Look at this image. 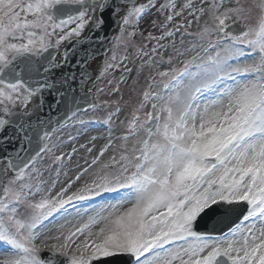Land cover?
<instances>
[{
    "label": "snow or ice",
    "instance_id": "1",
    "mask_svg": "<svg viewBox=\"0 0 264 264\" xmlns=\"http://www.w3.org/2000/svg\"><path fill=\"white\" fill-rule=\"evenodd\" d=\"M0 161V264H264V0H0Z\"/></svg>",
    "mask_w": 264,
    "mask_h": 264
},
{
    "label": "rangeland",
    "instance_id": "2",
    "mask_svg": "<svg viewBox=\"0 0 264 264\" xmlns=\"http://www.w3.org/2000/svg\"><path fill=\"white\" fill-rule=\"evenodd\" d=\"M192 30H193V31L195 30V26H193V29H192ZM112 34L114 35L115 32H112ZM111 47H112V44H111V42H110L108 48L110 49ZM108 54L111 55L110 52H109ZM104 60H105V55H103L102 57L99 58V61H98V63H97V65H98L97 70H98V69L100 70V67H101V65H102V63H103ZM129 66H131V64H130ZM98 74H99V72H98ZM98 74H97V75H98ZM97 75H96V76H97ZM116 75L118 76L119 73L117 72ZM95 81H96V79L92 80V82H95ZM92 82H91L90 84H88V85L86 86V88L92 86ZM98 83L106 84V80H105V81L98 82ZM30 104H31V103H30ZM30 104H29V105H30ZM29 105H28L27 107H29ZM100 115H101L100 113H93V112H91V111L87 112L86 114L83 113V112H81V113L76 117V119H85V120H88V119L92 118L93 116H100ZM71 123H72V122L69 121V124H71ZM100 131H102V130H100ZM76 132H77V129H76V128H74V127H68V128H65V129L63 130V132H58L57 135H58V136H63L64 139L67 140V134L71 133L72 135H76ZM98 134H99V132L95 129V127H94V126H90V129H89L87 135H81V136H79L78 139L74 142V144H73V143H68V144L66 145V147H65L64 150L67 151V152H71L73 146H76V147L78 148L79 145H81V144H85V143L89 140V137H90V136L98 135ZM104 143H105V141H104L103 139L97 140V141L95 142V145H96V147H95V151L98 152V151H99V148H100ZM88 147H92V144L89 143V144H88ZM93 154H95V152H94ZM110 155H111V152H109L108 155H106L104 159L107 160V159H108V156H110ZM85 157H86L89 161L91 160V156H87L86 151H83V150H78V151H77V153L72 157V161H71V163L67 164V166H66V170L68 171L69 176H74V175H75L77 165H83V164H84V158H85ZM0 167L3 168V167H4V164L1 163V166H0ZM54 172H55V169H53V173H54ZM48 175H49V174L46 172V173H45V178H48ZM65 179H66V177L62 174L61 177H60L61 182H63ZM59 186H60V185H57V189H56V190H59ZM53 194H54V193H53ZM37 198H38V197H37ZM58 223H63V220H60L59 218H57L56 220H54V221H52L51 223H49L47 226H48V228H54V226H55L56 224H58ZM52 234H55V233L53 232Z\"/></svg>",
    "mask_w": 264,
    "mask_h": 264
},
{
    "label": "water",
    "instance_id": "3",
    "mask_svg": "<svg viewBox=\"0 0 264 264\" xmlns=\"http://www.w3.org/2000/svg\"><path fill=\"white\" fill-rule=\"evenodd\" d=\"M107 45H108V44L104 45L103 47H104V48H107ZM102 53H103V51H101V52L95 54L93 57H95V56H97V55H100V54H102ZM91 58H92V57H91ZM88 72H89V74L91 75V72H90L89 70H88ZM45 96H46L45 112H47V111H48V109H47V103H51L52 101H51V97H50V96H47V93H45ZM65 106H66V105H65L64 103H62L60 109H57V111H54V112H52L51 114H52L53 116H56V115L58 114V112H62V111L65 110ZM81 107L83 108L84 105L82 104ZM33 119H34V117H33ZM225 230H227V228H223V231H225Z\"/></svg>",
    "mask_w": 264,
    "mask_h": 264
},
{
    "label": "flooded vegetation",
    "instance_id": "4",
    "mask_svg": "<svg viewBox=\"0 0 264 264\" xmlns=\"http://www.w3.org/2000/svg\"><path fill=\"white\" fill-rule=\"evenodd\" d=\"M63 48H64V46L62 45L61 48L58 51H55V55H56V58H57V63L60 62V60L62 58ZM50 51H52V50H50ZM35 99H38V98H35Z\"/></svg>",
    "mask_w": 264,
    "mask_h": 264
}]
</instances>
